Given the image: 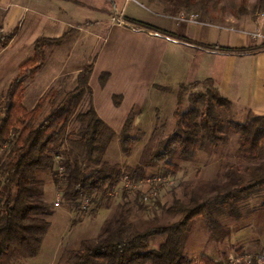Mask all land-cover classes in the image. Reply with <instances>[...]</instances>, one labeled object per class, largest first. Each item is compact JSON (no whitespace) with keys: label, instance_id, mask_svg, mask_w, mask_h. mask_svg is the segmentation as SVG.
Segmentation results:
<instances>
[{"label":"trees","instance_id":"1","mask_svg":"<svg viewBox=\"0 0 264 264\" xmlns=\"http://www.w3.org/2000/svg\"><path fill=\"white\" fill-rule=\"evenodd\" d=\"M211 1L160 0L164 6L163 13L168 16L208 12ZM259 7L264 8L263 0ZM127 19L138 29L178 37L152 24ZM15 33L12 31L0 36V50L9 45ZM77 33L78 29H72L59 38L39 37L33 47V57L21 64L17 76L3 96L0 153L5 159L3 155L0 156V264H22L37 258L42 251L51 223L46 219L50 210L44 197V186L38 178L40 172L51 173L61 189L63 201L76 209L83 208L85 201L90 204L97 197L110 194L124 176L116 167L110 169L104 162L107 147L100 150L95 147L96 141L109 126L93 107L90 79L94 62L76 75V85L70 91L51 90L50 96L47 95L51 113L41 124L36 125V121L45 100L33 109L23 105L24 85L43 70L46 50L60 46ZM258 49H264V44ZM233 51L243 53L244 50ZM109 77V73H103L100 85L105 86ZM186 96L191 108L181 112L180 107ZM121 99V96H115V104L119 105ZM85 104L87 111H79V107ZM231 108V101L221 94L212 79L182 84L174 111L175 132L159 142L149 154L146 164L135 169L134 177L142 179L146 168L160 164L169 165L175 174L177 166H173L171 161L177 151L181 157L192 160L208 146L228 145L229 138L225 135L218 110ZM73 118L83 126L78 141L80 154H74L68 148L70 134L67 130ZM134 121L135 115L131 113L121 133L120 144L125 155H129L139 142L138 138L130 135ZM228 125L239 136L240 154L256 159L264 147V116L250 117L245 123L229 122ZM261 190H264V166H257L245 184L220 191L193 207H175V211L184 214L183 219L143 233L129 232V207L108 223L95 239L83 240L80 248L72 252L69 264H197L180 251L178 237L197 219H202L210 229L218 230L220 222L213 211L215 206H224L232 216H239L236 199ZM140 197L137 194L135 201L144 210L147 206ZM153 236H164L165 241L158 249L149 250L148 242ZM237 254L247 255L241 252ZM263 254L254 257H262ZM200 264L232 263L202 256Z\"/></svg>","mask_w":264,"mask_h":264},{"label":"rangeland","instance_id":"2","mask_svg":"<svg viewBox=\"0 0 264 264\" xmlns=\"http://www.w3.org/2000/svg\"><path fill=\"white\" fill-rule=\"evenodd\" d=\"M260 1L212 0L208 12L199 11L195 14L198 15L201 22L243 28L248 24L257 23L261 14L264 13V8L259 7ZM99 7L104 12L114 13L108 0L99 4ZM161 10H164V6L160 0H131L123 14L125 17L132 16L142 21L159 23V18L163 14ZM260 28L264 35V25H260ZM212 30L215 34V30ZM82 38H86V41L81 38V40L73 39L62 48L47 49L43 70L37 74L35 79L25 83L23 105L27 109H33L40 101L45 100L36 125L41 124L51 113L49 97H47L48 94L50 96L51 90L70 91L76 85L77 74L62 76L55 82L52 80L55 73L64 72L61 68L62 64L57 65L56 59L63 62L65 56H71V63L77 65V67H73L75 69L86 65L91 52L89 42L91 38L87 35H83ZM258 39L254 41L257 42ZM248 40L250 43L252 42L250 38ZM259 41H264V37ZM130 44L132 42L126 36L116 33L109 36L106 32L100 44L101 47L103 46L101 63L94 72L90 83L93 91L97 89L103 67H109L115 74L127 71L144 73L142 79H145L146 82L153 77L162 55L161 46H156L154 41L150 43V46L146 45V49H153L150 65L141 66L138 69L132 65L130 69V66L125 68L129 61ZM24 57V60L27 59L29 54ZM32 57L33 54L30 58ZM73 68H70L69 65L64 74L70 73ZM18 72V68H13L0 77V116L3 96ZM142 82L136 79L134 83L138 86ZM174 92L170 90L162 96L160 104L163 107V115L161 117H158L157 111L152 110L149 114L148 110L138 126L134 127L133 124L130 135L138 138L139 142L129 155L123 153L120 144L122 129L119 123L126 119L132 99L127 100L120 109H114L113 105H110L114 110L111 111V114L116 122L112 126L108 125L110 129L103 131L101 137L96 141L95 147L97 150L107 147L103 156L104 162L110 169L116 167L124 176L114 191L108 195L97 197L86 209H83L82 206L81 209H76L64 202L61 189L55 183L51 173L46 171L39 173L38 178L45 189L44 197L49 204L50 213L46 219L51 223V228L44 239L40 255L35 259L24 261L22 264H69L72 252L80 248L83 240L95 239L108 223L113 222L129 207L131 213L127 224L131 234L168 226L184 217V214L173 208L193 207L196 203L205 201L220 191L237 188L239 184H245L250 180L253 170L257 166H264V147L256 159L242 156L239 152V136L228 125L229 122L245 123L254 115L245 116L237 108H231L230 110H218L225 135L229 138L228 145L208 146L205 150H200L192 160L181 157L177 151L171 161L173 166H177L175 174L169 165L160 164L146 168L144 178L134 177L135 169L146 164L149 154L157 148L159 142L167 139L176 130V119L173 113L177 107V93ZM139 98L141 96L137 101L140 100ZM190 108V101L186 96L180 110L187 112ZM79 111H87V105H81ZM82 128L83 126L74 118L68 126L67 132L70 134L68 148L72 149L74 154L81 153L78 141ZM2 155L3 153H0V156ZM3 158L5 159L4 155ZM153 174L163 175L171 183L161 188L159 199L152 200L147 204L143 202L147 208L141 210L135 201L138 193L133 186ZM140 200L143 201L142 197ZM57 202L58 206H56ZM235 204L240 208V217L232 216L224 206L217 205L213 208L214 214L220 222L218 230L207 227L202 219L195 220L189 229L178 237L180 251L189 259L195 260L197 264H200L202 256L228 263L231 257L239 252L251 256H257L264 252V190L246 197L240 196L236 199ZM164 241V236H153L149 239L148 249H158Z\"/></svg>","mask_w":264,"mask_h":264},{"label":"crops","instance_id":"3","mask_svg":"<svg viewBox=\"0 0 264 264\" xmlns=\"http://www.w3.org/2000/svg\"><path fill=\"white\" fill-rule=\"evenodd\" d=\"M108 1L114 13L104 12L99 7L105 0H0V36L16 32L9 45L0 50V77L13 68L19 70L21 64L29 60L35 41L39 37L59 38L72 29H78L77 34L53 48H62L73 39L86 41V38H82L83 35L89 36L91 52L86 65L75 69L73 67L77 65L71 63V56H65L63 62L56 59L57 65L62 64L64 72L69 65L73 69L66 75L63 71L55 73L52 82L62 76L76 75L94 62L91 83L93 74L101 63L103 46L100 44L103 36L106 32L109 36L116 33L126 36L132 42L128 65L125 68L130 66L131 69L132 65L137 69L149 66L153 49H146V45L150 46L153 41L156 46H161L162 55L153 77L148 82L142 79L144 73L127 71L115 74L109 67H103L101 75L109 73L110 77L105 86L100 85L99 78L97 89L92 90V99L98 116L107 125L112 126L116 122L111 114V111H114L111 104L114 109H120L127 100L132 99L126 119L121 120L119 124L123 130L128 116L133 113V124L136 127L148 110L149 114L155 110L158 117L163 115L160 101L170 90L175 91L178 96L182 84L206 79L214 81L221 94L231 101L232 108H237L245 116H264V49H258L264 41H259V38L255 42L251 36L264 23L258 21L243 28H236L199 20L186 22L179 20V16L164 14L163 10L159 23L146 22L132 16H124L123 12L131 0ZM127 18L152 24L175 33L178 37L138 29ZM120 19L122 21H117ZM249 29L252 31H248ZM247 37L251 39V43ZM237 49L244 51H233ZM28 54L29 57L24 60V56ZM136 79L143 82L137 86L134 83ZM115 96L122 97L119 105L114 102ZM139 96L141 98L137 101Z\"/></svg>","mask_w":264,"mask_h":264},{"label":"built area","instance_id":"4","mask_svg":"<svg viewBox=\"0 0 264 264\" xmlns=\"http://www.w3.org/2000/svg\"><path fill=\"white\" fill-rule=\"evenodd\" d=\"M179 20L186 21V22H197L198 15L196 14H180ZM258 21L263 24L264 23V14H261ZM253 39L263 38L264 35L262 33V29L258 28L256 32H254L252 35ZM171 181L160 174H153L151 176L146 177L143 181L136 183L133 187L137 191L138 194L143 199L144 203L151 202L152 200L159 199L160 190L163 186L166 184H170ZM58 202L56 203V206H58ZM89 206V201H85L83 204V209H86ZM230 262L232 264H264V254L262 257H254L251 255H238L235 254L233 257H231Z\"/></svg>","mask_w":264,"mask_h":264}]
</instances>
